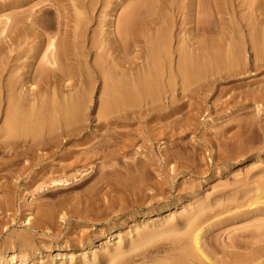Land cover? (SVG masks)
I'll return each mask as SVG.
<instances>
[{
  "label": "rangeland",
  "instance_id": "rangeland-1",
  "mask_svg": "<svg viewBox=\"0 0 264 264\" xmlns=\"http://www.w3.org/2000/svg\"><path fill=\"white\" fill-rule=\"evenodd\" d=\"M117 1L91 5L89 0H23L0 7V22L14 14L21 25L28 24L34 43L45 38L40 34L44 32L65 46L67 64L52 80L58 88L72 83L74 93L84 81L85 62L90 65L96 57L91 44L101 27L104 32L110 30L115 9L121 11L129 0L119 7ZM202 1L207 18H201L200 24L208 32L198 38L207 47L220 36L218 31L230 33L235 25L253 17L264 24V0ZM167 4V0L155 1L156 8ZM189 26L180 27L184 43ZM26 32L24 27L16 33L22 38ZM5 40L0 37V77L9 52ZM144 46L143 42L125 49L110 46L113 60L109 65L115 71L130 63L135 66L143 61ZM40 58L38 50L34 67ZM66 71L74 73V78L64 79ZM168 71L163 67L160 78L165 89ZM201 71L202 76L186 89L180 80L176 83L173 104L163 91L150 110L131 112L108 129L102 119H93L96 107L90 110L92 117L84 121L79 135L64 137L55 129L50 133L54 138L50 145L35 144L46 138L49 128L41 129L37 136L27 133L11 141L3 138L7 144L1 138L0 264H83L84 252L88 260L94 252L101 255L107 245L117 242L112 233L125 236L131 223H140L147 216V225H152L168 216L178 218L185 204L191 209L205 202L220 209L221 200L241 188L240 178L247 167L264 166V132L257 124L264 117V104L260 112L254 104L255 94L264 95V66L253 69L249 64L228 65L206 58ZM101 88L97 78L93 99L98 101ZM100 141L108 154L105 159L93 148ZM249 150H255V155ZM62 177L68 181L52 183ZM152 193L155 196L150 197ZM141 202L144 208L138 207ZM158 209V213L143 214Z\"/></svg>",
  "mask_w": 264,
  "mask_h": 264
},
{
  "label": "bare ground",
  "instance_id": "bare-ground-1",
  "mask_svg": "<svg viewBox=\"0 0 264 264\" xmlns=\"http://www.w3.org/2000/svg\"><path fill=\"white\" fill-rule=\"evenodd\" d=\"M19 1L23 0H4L0 7L17 5ZM122 1L128 0H118L117 7ZM155 1L129 0L121 11L115 9L110 30L104 32L101 27L91 44L96 57L90 65L85 62L84 81L74 93L72 83L58 88L52 80L54 73L67 64V48L44 32L40 34L45 38L34 43L28 24L21 25L14 14L6 16V20L0 22V37L6 38L4 47L9 50L0 77V108L3 106L4 114L0 139L11 141L27 133L37 136L41 129L49 128L46 138L35 144L50 145L54 140L50 133L55 129H60L64 137L79 135L84 121L92 117L90 110L96 107L93 119H102V125L108 129L131 112L150 110L163 91L169 93L173 104L176 83L180 80L181 86L188 88L202 76L206 58L225 61L228 65L249 64L253 69L264 66V24L258 18L235 25L224 35L218 31L220 36L207 47L198 38L208 32L205 25L200 24L201 18H207L204 12L207 6L202 0H167L171 5H159V8ZM97 2L105 4L107 0H89L91 5ZM188 23L189 36L184 43L180 27ZM24 27L27 32L21 38L16 32L24 31ZM140 42L145 43L143 61L136 62L135 66L130 63L119 71L109 65L113 60L108 52L110 46L125 49L127 45L138 47ZM38 50L41 58L34 67ZM163 67L169 70L166 89L160 80ZM63 77L74 78V73L66 71ZM97 78L102 82L98 101L91 95ZM39 81L43 84L35 87L34 83ZM64 90L67 91L62 94ZM263 100L264 95L255 94L257 112L262 110ZM257 124L264 132V117L259 118ZM103 146L101 141L93 143V148L105 159L108 154ZM240 180L241 188L221 200L220 209L205 202L191 209L185 204L178 218L168 216L152 225H147V216L144 222L131 223L125 236L112 233L118 240L112 246L107 245L101 255L95 256L94 252L92 260H88L84 252L83 264H264V166L247 167ZM66 181L68 178L62 177L52 183L60 185ZM153 196L155 193L150 195ZM135 202L134 207L138 200ZM138 207L144 208L142 202ZM220 225L223 227L216 231ZM112 235L110 239H114Z\"/></svg>",
  "mask_w": 264,
  "mask_h": 264
}]
</instances>
